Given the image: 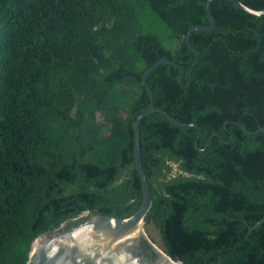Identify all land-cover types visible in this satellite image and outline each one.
I'll use <instances>...</instances> for the list:
<instances>
[{
	"label": "trees",
	"instance_id": "obj_1",
	"mask_svg": "<svg viewBox=\"0 0 264 264\" xmlns=\"http://www.w3.org/2000/svg\"><path fill=\"white\" fill-rule=\"evenodd\" d=\"M209 1L0 0V264H27L69 220L140 209L133 125L161 59L180 68L149 75L154 105L180 124L141 122L145 225L182 264H264V15L214 1L215 29L191 35L190 80L185 38L211 25Z\"/></svg>",
	"mask_w": 264,
	"mask_h": 264
},
{
	"label": "water",
	"instance_id": "obj_2",
	"mask_svg": "<svg viewBox=\"0 0 264 264\" xmlns=\"http://www.w3.org/2000/svg\"><path fill=\"white\" fill-rule=\"evenodd\" d=\"M214 1L217 0H210L207 6L211 25L194 26L185 38L190 51L197 55L190 70V80L200 57V52L191 44V35L196 31L207 32L215 29L216 20L211 9ZM226 1L259 17L264 15V10L255 11L238 0ZM162 64L180 68L175 61L161 59L144 75L143 84L151 97V104L149 110L140 115L133 125L136 167L142 182L144 197L140 209L126 218L92 213L87 221L67 230L68 225L77 219L69 220L61 228L45 233L33 242L27 264H182L180 259H172L163 249L153 243L144 228L145 218L152 207V194L142 162L141 122L155 113H161L170 121L180 124L167 112L157 109L154 105L153 91L147 80L149 75ZM184 75V70H181V83ZM261 130L264 131V129ZM263 222L264 219L260 223Z\"/></svg>",
	"mask_w": 264,
	"mask_h": 264
},
{
	"label": "rangeland",
	"instance_id": "obj_3",
	"mask_svg": "<svg viewBox=\"0 0 264 264\" xmlns=\"http://www.w3.org/2000/svg\"><path fill=\"white\" fill-rule=\"evenodd\" d=\"M150 18H151L150 19L151 22L152 21L154 22L153 25H156V30H158V32L161 35L165 34V36H167L170 33L169 29L165 26V24L163 22H161L152 12H150ZM147 26H151V25H144V27H146V28H147ZM166 45H168V43H166ZM173 174H177L176 166H174ZM87 215L88 214L85 213L82 217H85ZM144 228H145V231H146L147 235L149 236L150 240L153 243H155L160 249H164L163 241H162L161 236L159 234V231L156 229V227L153 224H146L144 226Z\"/></svg>",
	"mask_w": 264,
	"mask_h": 264
},
{
	"label": "flooded vegetation",
	"instance_id": "obj_4",
	"mask_svg": "<svg viewBox=\"0 0 264 264\" xmlns=\"http://www.w3.org/2000/svg\"><path fill=\"white\" fill-rule=\"evenodd\" d=\"M75 226H76V225L74 224V225L71 226V228H74Z\"/></svg>",
	"mask_w": 264,
	"mask_h": 264
}]
</instances>
